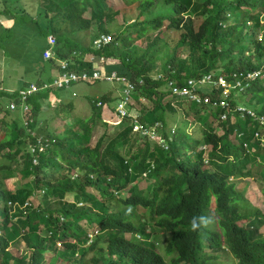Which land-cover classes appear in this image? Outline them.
<instances>
[{"label":"trees","instance_id":"16d2710c","mask_svg":"<svg viewBox=\"0 0 264 264\" xmlns=\"http://www.w3.org/2000/svg\"><path fill=\"white\" fill-rule=\"evenodd\" d=\"M122 1L126 7L116 9L109 0H37L42 18L29 17L24 26L54 35L56 57L70 59L75 69L91 70L90 54L114 59L107 70L134 81L132 95L151 104L137 121L148 129L161 125L164 142L153 143L128 123L92 146L104 120L100 100L92 101L89 120L77 117L62 134L53 133L40 113L64 90L56 86L28 98L26 125L20 104L10 108L13 100L20 103L21 89L0 86V264H217L221 252L232 253L236 264H264V213L245 196L246 185L235 184L253 167L264 178L262 122L245 114L239 121L246 125L238 127L227 110L247 108L238 105V94L247 93L264 116V0ZM13 16L11 28L0 23V37L26 10ZM103 33L115 37L96 48ZM43 60L40 77L22 89L51 83L49 69L60 73L56 59ZM208 75L212 83L224 77L234 86L198 89L192 102L199 115L190 117L195 130L173 128L168 113L185 103L173 88ZM60 108L73 107L56 105L58 116ZM16 171L27 181L12 190L6 181ZM143 177L151 183L145 189L136 184ZM163 242L165 254L157 246ZM20 243L26 250L16 255L10 247Z\"/></svg>","mask_w":264,"mask_h":264},{"label":"rangeland","instance_id":"374dc122","mask_svg":"<svg viewBox=\"0 0 264 264\" xmlns=\"http://www.w3.org/2000/svg\"><path fill=\"white\" fill-rule=\"evenodd\" d=\"M109 2L116 9L126 7V4L122 0H109ZM22 8L26 10L27 16H18V18L21 19V21L19 20L20 24H18V26H13V28L9 30V34H4L2 37H0V86L4 88H11L14 90H20L23 88L24 85H28L30 81L34 82L36 78L40 77V67L43 66V58L45 59L43 53L49 45H47L48 39L44 34H38L35 28L32 29L31 27L24 26L29 17H34L38 19L39 15L42 18L43 10L38 9L37 0H0V23L2 24V26H8L9 28H11L14 17L13 14L19 11L20 9L22 10ZM118 21L119 22L116 23L114 27H112L114 33H117V25L123 22L122 14L121 16H118ZM95 28L96 25L93 24L91 36L89 38V41L91 43L92 39L96 36ZM114 33L111 34L115 37ZM138 43L141 45H145L144 42L138 41ZM91 56L92 55L90 54L87 58H85V60L91 59ZM92 61L93 67L97 66L103 72L111 73L107 70V64H109L108 62L111 63L115 60L109 59L107 57L101 59V57L99 56H94ZM47 72H49L50 75L53 77L57 76L55 75L56 71L54 69H49L47 70ZM226 84L227 82L225 83V85ZM214 85L219 86L220 84L212 82H203L198 85V89L204 92L211 91L212 88L215 87ZM56 89L57 88H55L54 90ZM60 89L64 90H56V95L52 94L50 100L47 99L45 101V105L48 107H46L45 111H42L40 113L42 115V118L46 117L48 119L49 128L53 131V133L60 132L62 134L63 129L65 128V124L73 122L74 119L77 117L84 118L85 121L89 120L94 115V112L92 111L93 100H100L98 102V105L102 106L100 107L102 108L101 113L104 114L103 119L106 122L102 120L96 125L94 138L91 142L92 146L95 145L96 141L102 136L104 132L113 131L115 126H117V128H123L128 123H130V125H135L136 123L140 125V123L137 122V118L141 116V109L144 105L140 104V99L136 98L135 95L133 96V105L130 106L132 118L121 120L117 118L119 114V102L121 101L124 95L123 84L116 80H99L94 83L79 82L69 87ZM74 93H76V96H74ZM105 94L107 95L105 99H109V102L102 103L100 98ZM247 96V93L246 97L242 94H238V105H244L247 108H251L256 111V108H253ZM181 98L185 100V103L181 107H178L176 111L168 113L170 125L173 128L178 125L182 128L184 127L185 130H195L194 128L196 126V121L195 119H192L190 117H194V113H196L197 115H199V113L194 110L195 105L193 104L191 98H187L184 96ZM68 102L72 104L73 108L68 112H65L64 109L60 108L59 112H61V116H58L54 112L56 105L59 104V106L63 107ZM144 103H146V106H144L145 109L151 107V104L149 102ZM189 111H191L189 113L190 116H187V112ZM229 113H231V122L235 123L238 127H243L246 125V122L239 121V117L247 118L245 115L233 109H231ZM205 115L208 116L207 114ZM26 116L27 114H24V117ZM31 116L32 114L30 113V117ZM187 118H189L190 125L187 123ZM117 119L119 121L115 123V120ZM249 126L251 128L255 127L253 123L249 124ZM155 129V131H142L141 136L148 137V139L151 140L153 143L162 144L164 142V140L160 139L162 136V126L158 125ZM224 129L225 128L221 126V124L218 125V131L220 133L224 132ZM142 130H145V128H143ZM258 130L260 133H262L264 131V125L261 124L260 126H258ZM134 132L139 133L135 130ZM41 135L45 137L44 134ZM231 137L235 143H238L236 133L231 134ZM249 166H251V164ZM251 172L252 174L250 176L238 179L235 184L239 190L244 188V186L246 185L245 196L249 201L252 202V204H254L255 207L259 208L264 213V178L262 177L261 170L258 167H253ZM25 181L27 180L22 178L21 174L16 171L15 176L7 180L6 182L10 189L16 190V188L21 186L22 183ZM136 184L140 188L145 189L151 183L145 177H143L136 181ZM68 199L72 200V196L68 195ZM246 221L247 219L241 221L240 223H245ZM83 223L85 224V221H83ZM93 229L94 227H90L91 232ZM160 245L161 244L157 245L158 250L162 254H165L166 244H164L163 242V245ZM10 249L14 254L20 255L26 250V246L24 245V243H20L11 246ZM47 256L51 257L53 256V254L49 253ZM218 256L219 258L217 260V264H236V260L231 253H226L224 255L221 252ZM168 258L169 256H166V259Z\"/></svg>","mask_w":264,"mask_h":264},{"label":"built area","instance_id":"2783aa9c","mask_svg":"<svg viewBox=\"0 0 264 264\" xmlns=\"http://www.w3.org/2000/svg\"><path fill=\"white\" fill-rule=\"evenodd\" d=\"M113 40V36L111 34H106L103 33L101 34L96 42H95V47L96 48H101L103 46H105L106 44H109L111 41ZM48 48L45 50L44 52V57L45 59H56L58 61V64L60 65L61 71L60 73L54 77L53 81L51 83H46L44 84L42 87L36 86L34 84L30 85L29 88L26 89H21L19 91V97H20V103H18L17 101L13 100L10 103V108L12 110L16 109L18 107V105L20 104V108L21 110H23V114H27L31 111V106L30 104L27 103L28 98L34 94L35 92H37L38 90H42L45 89L47 87L50 86H56L58 88H62V87H68L71 85H74L76 83L79 82H87V83H94L96 81L99 80H108V81H118L121 84H123L124 86V90H123V98L121 99V101L119 102V114H118V119H124V118H132V114H131V110H130V106L133 105V95L132 92L135 88V82L132 81L131 79H128L126 76H122L119 75L116 71H113L111 73H105L102 70H100L97 66H94L91 70L88 69H80V68H73V61H71L70 59H65V60H59L56 57L55 54V46L57 44V38L54 35H49L48 36ZM91 61L94 58L95 55L91 54ZM101 57V59H104V56H99ZM93 62V61H92ZM104 63V62H103ZM259 72H256V74H258ZM249 78H251V75H249ZM212 77L210 75L206 76L205 78H203L200 81L191 79L189 80V85L190 87H184V88H179V87H174V92L176 94H178L179 96H184L187 98H191L192 101L196 98H198L196 91L198 90V85L203 83V82H212ZM227 82V84L225 85V83ZM216 83H219L220 85H222L224 87L225 92H228L229 89L231 87H233V82L227 80L224 77H219V79L216 80ZM172 84V83H171ZM199 99V98H198ZM99 104V103H98ZM223 105H226L225 102H222ZM229 112L231 110L227 109ZM237 112L242 113L243 115L245 114H249L252 116H255L256 113L253 110H250L248 108L245 107H238ZM224 118L228 117V113H225L223 115ZM28 118L26 117V122L25 124L28 125ZM138 122V121H137ZM143 128H145V130H142ZM156 127L152 128V129H148L146 127H144L141 123L140 125H138L137 123L134 125V130L138 131V129H140L141 131H155ZM41 143L40 146L44 145L43 140L39 141ZM43 149V147H42ZM34 150V149H33Z\"/></svg>","mask_w":264,"mask_h":264},{"label":"clouds","instance_id":"9594fccd","mask_svg":"<svg viewBox=\"0 0 264 264\" xmlns=\"http://www.w3.org/2000/svg\"><path fill=\"white\" fill-rule=\"evenodd\" d=\"M249 109V108H248ZM250 110H253V109H251L250 108ZM254 111V110H253ZM255 113H256V115L255 116H252V117H255L256 119H260V121L262 122V124H264V116H262V115H259L256 111H254ZM246 116V115H245ZM224 118V117H223ZM228 118V117H227ZM226 118V119H227ZM232 254V253H231ZM233 255V254H232ZM180 264H184V263H180Z\"/></svg>","mask_w":264,"mask_h":264},{"label":"bare ground","instance_id":"6f19581e","mask_svg":"<svg viewBox=\"0 0 264 264\" xmlns=\"http://www.w3.org/2000/svg\"><path fill=\"white\" fill-rule=\"evenodd\" d=\"M51 59H53V58H51ZM249 75H251V78L254 79L258 74H256V73H249L248 76H249ZM68 87H69V86H68ZM118 111H119V109H118Z\"/></svg>","mask_w":264,"mask_h":264},{"label":"crops","instance_id":"0c3cea01","mask_svg":"<svg viewBox=\"0 0 264 264\" xmlns=\"http://www.w3.org/2000/svg\"><path fill=\"white\" fill-rule=\"evenodd\" d=\"M48 39V38H47ZM48 48V47H47ZM106 95V94H105Z\"/></svg>","mask_w":264,"mask_h":264}]
</instances>
